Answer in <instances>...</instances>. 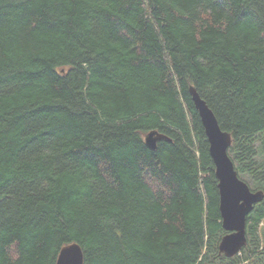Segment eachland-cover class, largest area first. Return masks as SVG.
I'll return each instance as SVG.
<instances>
[{"label": "trees", "instance_id": "16d2710c", "mask_svg": "<svg viewBox=\"0 0 264 264\" xmlns=\"http://www.w3.org/2000/svg\"><path fill=\"white\" fill-rule=\"evenodd\" d=\"M190 86L264 192V0H0V264H264V198L219 254Z\"/></svg>", "mask_w": 264, "mask_h": 264}, {"label": "water", "instance_id": "95a60500", "mask_svg": "<svg viewBox=\"0 0 264 264\" xmlns=\"http://www.w3.org/2000/svg\"><path fill=\"white\" fill-rule=\"evenodd\" d=\"M189 92L209 144L217 181L218 210L221 227L226 233L220 240L219 254L232 258L245 246L246 218L253 206L263 200L264 194L262 191L251 192L247 184L238 178L227 154L231 145L230 135L220 129L213 113L195 89L190 87ZM150 136L152 133L148 134ZM55 264H83L80 246L73 243L62 247Z\"/></svg>", "mask_w": 264, "mask_h": 264}, {"label": "bare ground", "instance_id": "6f19581e", "mask_svg": "<svg viewBox=\"0 0 264 264\" xmlns=\"http://www.w3.org/2000/svg\"><path fill=\"white\" fill-rule=\"evenodd\" d=\"M192 87V86H190ZM189 87V89H190ZM197 93V92H196ZM190 94V92H189ZM192 99V97H191ZM212 112V111H211ZM213 113V112H212ZM215 117V116H214ZM224 132V131H223ZM152 133V136L148 137V134ZM148 134H146L145 138H144V141H145V145L150 149V150H154L156 149V143L160 140H168L167 137H165L164 135L162 134H159L158 132L156 131H150ZM148 137V138H147ZM231 138V137H230ZM209 155H210V158L212 160V155L210 153V150H209ZM213 162V160H212ZM262 191V190H261ZM264 193V192H263ZM225 232V231H224ZM73 244V243H72ZM70 245V244H68ZM79 245V244H78ZM67 246V245H65ZM64 247V246H63ZM61 250V249H60ZM219 251V250H218ZM60 252V251H59ZM222 255V254H221ZM238 255V254H237ZM224 256V255H223Z\"/></svg>", "mask_w": 264, "mask_h": 264}, {"label": "rangeland", "instance_id": "374dc122", "mask_svg": "<svg viewBox=\"0 0 264 264\" xmlns=\"http://www.w3.org/2000/svg\"><path fill=\"white\" fill-rule=\"evenodd\" d=\"M238 176L243 182H245L247 185H249V181H248L247 177L241 176V175H238ZM260 232H261V236L264 237V224L260 226Z\"/></svg>", "mask_w": 264, "mask_h": 264}]
</instances>
